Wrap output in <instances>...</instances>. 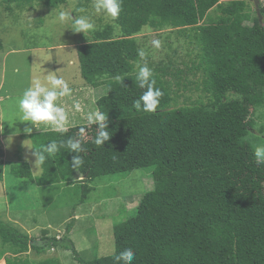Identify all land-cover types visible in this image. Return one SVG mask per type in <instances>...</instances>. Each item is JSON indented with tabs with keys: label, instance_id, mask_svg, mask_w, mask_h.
Listing matches in <instances>:
<instances>
[{
	"label": "trees",
	"instance_id": "obj_1",
	"mask_svg": "<svg viewBox=\"0 0 264 264\" xmlns=\"http://www.w3.org/2000/svg\"><path fill=\"white\" fill-rule=\"evenodd\" d=\"M69 1L2 0L9 12L12 4L25 10L34 4L57 8ZM76 1L80 7L91 5V0ZM247 9L244 0H122L119 18L104 23L78 47L81 77L97 91L105 90L98 91L95 106L108 117L110 140L94 144L95 124L26 135L34 139V148L54 141L58 151L42 165L41 177L27 163L13 165L11 173L48 189L52 203L55 188L75 187L79 202L74 211L85 204L98 178L153 167L155 188L142 197L131 218L114 224L112 255L83 258L71 238L74 217L64 237L42 231L41 239L0 220V260L63 264L58 257L31 262L26 256L30 250L42 255L54 248L71 251L77 264H116L115 255L131 247L133 264H264V165L255 162L247 140L256 125L255 111L264 106V83L254 74L264 70V9L259 4L254 15ZM146 28L170 30L189 48L183 69L172 54L167 62L150 66L164 93L156 113L133 107L145 91L135 76L141 62L136 36ZM173 43L166 45L175 54ZM191 75L198 80H190ZM183 85L200 88L206 102L174 106V86ZM81 128L84 164L75 170L71 161L76 153L61 145L69 137L80 138ZM4 168L0 140V183Z\"/></svg>",
	"mask_w": 264,
	"mask_h": 264
},
{
	"label": "rangeland",
	"instance_id": "obj_2",
	"mask_svg": "<svg viewBox=\"0 0 264 264\" xmlns=\"http://www.w3.org/2000/svg\"><path fill=\"white\" fill-rule=\"evenodd\" d=\"M233 1L237 0H221V3L230 4ZM244 1L247 5L250 4L252 10L256 9L252 0ZM261 2L263 3L264 0ZM12 8V12L6 11L5 4L0 0V42L2 44L0 48V123L4 124V130L7 133L4 134L7 168L5 165L4 180L0 183V220L9 223V219H18L22 222V213L31 214L30 211L24 210L26 207H32L35 204L37 206L32 208L41 209L42 204L44 207L47 203L46 208L35 212L36 220L32 219L24 225L15 224V226L22 231L23 226L27 229H35V232H38L40 228L41 231L39 230L40 233L38 232L37 235L39 239L43 236L42 231H47L50 237H64L67 225L72 220L71 217L77 215L72 231L74 235L71 234L73 235L71 238L81 256L90 260L112 255L115 252L113 226L131 218L142 197L155 188L154 168H143L127 174L98 178L92 184L94 191L85 204L78 205L75 211L74 205L79 202L75 187H68L65 184V188H59L58 191L55 188L52 192L55 194L52 203L48 189L42 191V188L30 180L18 179L11 175L10 167L19 163L29 164L34 176L43 175L42 166L35 167L34 139L21 137V133H26L27 127H32L34 130V126L30 122L18 120V100L34 79L37 77L43 79L47 74L55 72L57 77L63 78L68 83L72 90L71 96L58 100V103L68 112L67 130L83 124L88 125L87 113L97 111L95 104L97 96H100L98 91L102 94L105 91L102 89L97 91L86 84L81 77L78 47L92 40V32L86 37L84 33H75L70 28L71 21L64 24L57 22L59 11H65L73 17L80 14L77 10L82 7L76 0H70L57 8H49L43 4H34L25 10L12 4ZM86 9H89L91 19L96 25L95 30L104 23L114 22L103 14H94L91 5ZM218 14L220 11H215L211 14L212 18H216ZM116 32L119 33V29ZM136 39L146 53L145 59L140 64L147 63L149 67H154L161 61L167 62V55L172 54L176 65L184 68L186 63L184 60L188 59L189 48L185 40L172 35L170 30L155 32L146 28L142 34L136 36ZM153 39L161 41L160 49H155L151 45L150 42ZM167 41L174 42L175 49H178L177 53L170 51L166 45ZM254 74L264 83V73L254 72ZM169 78L173 84L176 83L175 79ZM189 79L197 81L198 77L191 75ZM174 89L178 92L174 106H190L207 100L206 95L200 88L197 90L195 85L187 86V88L184 85L174 86ZM234 98L236 97L230 96V99ZM74 102H79L81 107L79 112L75 111ZM69 107H72L74 111L69 110ZM255 112L256 125L247 138L254 148L264 144V106L257 108ZM40 129L52 130L51 127L45 128L43 125ZM63 192L64 195L61 194ZM65 207L66 212L60 211ZM36 221H39V224ZM53 253H55L54 256ZM29 254L36 259L53 256L60 257L63 264H77L71 251L50 249L46 254L36 255L33 250H30ZM2 264L5 262L2 261Z\"/></svg>",
	"mask_w": 264,
	"mask_h": 264
},
{
	"label": "clouds",
	"instance_id": "obj_3",
	"mask_svg": "<svg viewBox=\"0 0 264 264\" xmlns=\"http://www.w3.org/2000/svg\"><path fill=\"white\" fill-rule=\"evenodd\" d=\"M91 9L94 14H103L106 18L115 21L121 14L122 0H91ZM77 11L80 14L75 15V17L65 11H59L57 13V22L64 24L67 21H71L70 28L75 33H84L88 37L90 32L95 31L96 25L91 19L89 9L82 7ZM114 27L118 28L119 26L114 25ZM150 43L155 49H160L162 46L159 39H153ZM137 54L141 61L146 57V53L142 48L138 49ZM136 67L135 83L138 84L140 89H145V91L134 101L133 107L137 111L156 113L164 93L160 88L156 87L153 70L147 63H137ZM54 73L47 74L43 79L37 77L23 92L22 97L18 100V120L30 122L36 129H40V126L43 125L45 128L51 127L55 132L65 133L69 116L66 109L58 103V100L65 96H71L72 90L63 78L57 77ZM117 79H120V77H117ZM73 107L77 112L81 110L79 102H74ZM87 123L97 126L94 144L98 147L104 146L112 136L109 132L108 117L99 111H90L87 113ZM32 131V127L25 129L26 133H31ZM84 131L85 129L81 128L80 138L69 137L66 144L61 145L66 146L69 149V153H76L71 161L72 169L75 170L84 164V160L80 155L81 152L85 151L82 145ZM34 149L33 155L36 157L35 167L39 168L50 156L57 153L58 145L52 141L42 149ZM253 155L258 165H264V144L256 146ZM52 250L55 249L52 248ZM114 259L116 264H133L135 251L131 247L125 248L115 255Z\"/></svg>",
	"mask_w": 264,
	"mask_h": 264
},
{
	"label": "crops",
	"instance_id": "obj_4",
	"mask_svg": "<svg viewBox=\"0 0 264 264\" xmlns=\"http://www.w3.org/2000/svg\"><path fill=\"white\" fill-rule=\"evenodd\" d=\"M246 1H251V0H246ZM259 1V3L257 4L256 3V1L255 0H252L251 2H253V4H255V7H256V9L255 10H252V7L251 6H249L248 5V7H249V9H247V12H249V14H251V15H254L255 13L253 12V11H257V10H259L258 9V6H259V4L262 6V8L264 9V2L262 3L261 2V0H258ZM261 2V3H260ZM258 72H262V71H258ZM262 73H264V70H263V72ZM77 90H79V89H77ZM79 92V91H78ZM69 110H71V111H74L73 109H72V107H69ZM3 125V126H2ZM4 124H1L0 123V139H1V143H2V146H3V150H4V161H5V165H6V168H7V163H6V151H5V149H4V134H7L6 132H5V130H4ZM34 131V132H33ZM31 133H21L22 134V136L21 137H25L26 135H30V134H34V133H39V132H43L41 129H36L35 127H34V130H33ZM48 131V130H47ZM3 136V137H2ZM12 136V135H11ZM10 172H11V167H10ZM12 175V174H11ZM37 186V185H36ZM39 187V186H38ZM0 196H1V191H0ZM47 204V203H46ZM48 205V204H47ZM33 206H37V205H35V204H33L32 205V207ZM29 207H31V206H28V207H26V209H24L25 211H30L31 212V214L30 213H28V212H24V213H22V215H21V218H22V222H19V220L18 219H9L10 220V222H13V223H15L16 225H18V226H20V225H24L25 223H27L28 221H31L32 219H34V220H36V218H37V215L35 214V212L37 211V210H40V211H42V209L44 208L43 207V204H42V208L41 209H36V208H29ZM61 211V210H60ZM21 212H22V210H21ZM77 216V215H76ZM76 216H74V218H76V220H77V217ZM37 222V224H39V221H36ZM22 229H23V231H25V232H27L30 236H32V237H34V238H38V232L40 233V228L38 229V232H35V229H31V228H29V229H27L25 226H23L22 227ZM50 229H51V227H50ZM40 230V231H39ZM73 234V233H72ZM74 235V234H73ZM73 235H71V236H73ZM56 253V252H55ZM55 253H53V256L55 255ZM35 254L36 255H38L36 252H35ZM26 256H28L29 257V260L31 261V262H38V261H41V260H44V259H36V258H33V256L31 255V254H29L28 253V255H26ZM32 256V257H31ZM52 256V257H53ZM47 258H51V257H47ZM61 261H62V259L60 258V257H58ZM2 261H4L5 262V264L7 263L6 262V258H2L1 260H0V264H2ZM62 263H63V261H62Z\"/></svg>",
	"mask_w": 264,
	"mask_h": 264
},
{
	"label": "water",
	"instance_id": "obj_5",
	"mask_svg": "<svg viewBox=\"0 0 264 264\" xmlns=\"http://www.w3.org/2000/svg\"><path fill=\"white\" fill-rule=\"evenodd\" d=\"M256 1V3L258 4L259 3V1L258 0H255Z\"/></svg>",
	"mask_w": 264,
	"mask_h": 264
}]
</instances>
